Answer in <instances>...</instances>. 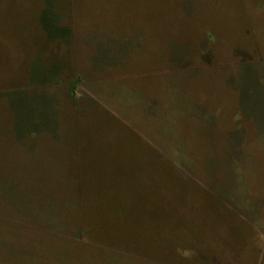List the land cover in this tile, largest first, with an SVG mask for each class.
Masks as SVG:
<instances>
[{
	"label": "rangeland",
	"instance_id": "1",
	"mask_svg": "<svg viewBox=\"0 0 264 264\" xmlns=\"http://www.w3.org/2000/svg\"><path fill=\"white\" fill-rule=\"evenodd\" d=\"M0 264H264V0H0Z\"/></svg>",
	"mask_w": 264,
	"mask_h": 264
}]
</instances>
